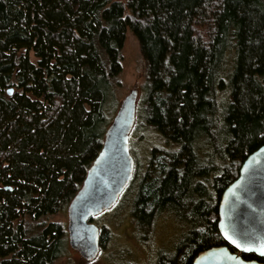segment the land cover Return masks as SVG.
I'll return each mask as SVG.
<instances>
[{"label":"trees","instance_id":"16d2710c","mask_svg":"<svg viewBox=\"0 0 264 264\" xmlns=\"http://www.w3.org/2000/svg\"><path fill=\"white\" fill-rule=\"evenodd\" d=\"M128 32L144 64L143 121L183 158L178 178L181 157H159L160 183L132 209L146 228L164 211L189 225L156 264L227 246L221 194L264 145V0H0V264L62 256L65 229L48 219L70 210L102 150Z\"/></svg>","mask_w":264,"mask_h":264},{"label":"water","instance_id":"95a60500","mask_svg":"<svg viewBox=\"0 0 264 264\" xmlns=\"http://www.w3.org/2000/svg\"><path fill=\"white\" fill-rule=\"evenodd\" d=\"M8 94L11 95L12 90ZM135 99L136 92L132 91L123 100L105 136L102 150L87 174L84 188L70 207L71 223L67 230L73 244L76 241L75 237L72 238L73 233L92 229L89 219L114 205L130 182L133 159L129 152L128 136ZM118 126L120 131L117 133ZM93 176L100 180L92 184L90 181ZM97 195L100 196V202L94 205L93 198ZM217 219V230L222 240L238 254L231 252L227 246L212 247L198 254L192 264H263L245 261L240 255L264 258V252L260 250L264 244V145L247 156L241 164L238 177L222 192ZM225 234L237 240L241 247L231 243ZM98 247V231L95 230L89 240L90 256L86 257L87 261L95 258Z\"/></svg>","mask_w":264,"mask_h":264},{"label":"rangeland","instance_id":"374dc122","mask_svg":"<svg viewBox=\"0 0 264 264\" xmlns=\"http://www.w3.org/2000/svg\"><path fill=\"white\" fill-rule=\"evenodd\" d=\"M120 84L114 95L116 105L114 108L110 106L106 115L112 124L123 100L132 91L136 92V119L128 138L130 153L137 159L138 171L141 172L147 153L150 149H155L157 152L162 148L163 138L150 125L143 122L145 114L141 108L145 94L143 90L145 84L144 64L138 43L130 32L125 36L121 51ZM119 131L120 126L116 128V132ZM146 171V181H150V178L155 181L160 179L152 168H146ZM135 188L137 187L135 186ZM133 196L131 185L124 190L109 211L94 219L95 225L106 234V237L93 260H84L68 244V207L59 214L50 217L49 221L62 224L66 232L62 256L53 264H156L159 254L174 253L175 245L188 230V223L178 220L172 213L161 212L152 219L146 228L133 216ZM84 240L80 237L77 239L83 249H86Z\"/></svg>","mask_w":264,"mask_h":264},{"label":"flooded vegetation","instance_id":"af4514ba","mask_svg":"<svg viewBox=\"0 0 264 264\" xmlns=\"http://www.w3.org/2000/svg\"><path fill=\"white\" fill-rule=\"evenodd\" d=\"M264 83V82H263ZM135 119H136V104H135V107H134V111H133V121H132V126H131V130L134 128V124H135ZM143 120V119H142ZM144 123L148 124L147 122L143 121ZM150 125V124H148ZM157 133L160 137L163 138V147L160 148L157 152L155 151V149H150L149 150V153H147V158H146V161L143 163V170L140 172L138 171L139 168H138V161L137 159L132 156V154L130 153V156L132 157L133 159V172H132V176H131V179H130V182L128 184V186L126 187L129 188V186L132 185V193H133V205H132V209L135 205V200L136 198L138 197L139 193L141 192L142 188L144 187V184L146 182H149V181H146V175H147V171H146V168L149 169V168H152V170L154 172H157V174L159 175V180L158 181H155L153 180L152 178H150V181H152L153 183H155L156 185H158L160 183V180L162 178V175L161 173L159 174V170L157 168V160L159 157H163V160H164V156L167 152H176L177 156L181 157L180 160H177V163H176V167H175V171H176V175L178 176V178H181L182 177V173H183V158H182V154H181V144L178 142V143H174L171 139H169L167 136H164L161 132H159L157 129H155L152 125H150ZM130 130V132H131ZM130 134V133H129ZM129 152H130V148H129ZM244 161V160H243ZM242 161V162H243ZM95 163V162H94ZM94 163L92 165V167L94 166ZM242 164V163H241ZM171 163H168L165 167V170H164V173H167L168 169H170L171 167ZM91 167V168H92ZM241 167V165H240ZM240 169V168H239ZM239 173V171H238ZM238 177V176H237ZM148 178H149V175H148ZM97 181L100 180V178H95V176H93L91 178V183H95ZM212 181L209 183V192H211L212 190ZM232 183V182H231ZM230 183V184H231ZM135 186L137 188H135ZM125 189V190H126ZM124 192V191H123ZM118 201V199H117ZM116 201V202H117ZM100 202V196L97 195L93 198V203L94 205H97L99 204ZM115 202V204H116ZM114 204V205H115ZM114 205H112L111 207H109L108 209H106L105 211H102V212H97V214L95 216H93L91 219H89V223L92 225V229L88 230V231H75L73 233V236L72 238L75 237L76 241L74 244H76L77 246H74L73 242L71 241V239L69 238V233H68V230H67V235H68V244L72 247L73 250H75L81 257L84 258V260L87 261L86 257L87 256H90L89 255V250H88V245H89V240L91 238V236L93 235L94 231L97 230L98 231V246L100 247L101 245V240H102V237H103V231L97 227L94 223V219L96 217H98L100 214L106 212V211H109ZM164 212H168V211H164ZM171 213V212H169ZM174 215V214H173ZM134 216V214H133ZM154 216V215H153ZM135 217V216H134ZM68 225H67V229H68V226L69 224L71 223V220L69 219V215H68ZM78 237L80 238H84V243L87 245L86 246V250L82 248V246L80 247V242L77 241ZM99 247H98V252H99ZM234 253H237L234 249H233ZM97 252V254H98ZM96 254V256H97ZM238 254V253H237ZM95 256V257H96ZM241 256V255H240ZM257 258V257H256ZM251 261H256V260H251Z\"/></svg>","mask_w":264,"mask_h":264},{"label":"snow or ice","instance_id":"6c2138e0","mask_svg":"<svg viewBox=\"0 0 264 264\" xmlns=\"http://www.w3.org/2000/svg\"><path fill=\"white\" fill-rule=\"evenodd\" d=\"M225 235H226V238L229 239V240L231 241V243L235 244L237 247H241V244H240L237 240L233 239L232 237L227 236V234H225ZM245 250H248V249L245 248ZM260 250H261L262 252H264V244H262V245L260 246Z\"/></svg>","mask_w":264,"mask_h":264}]
</instances>
